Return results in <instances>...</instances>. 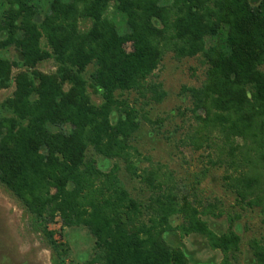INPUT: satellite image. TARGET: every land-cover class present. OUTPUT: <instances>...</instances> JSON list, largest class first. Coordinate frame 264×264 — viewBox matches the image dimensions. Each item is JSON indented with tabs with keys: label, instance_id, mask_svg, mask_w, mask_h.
<instances>
[{
	"label": "trees",
	"instance_id": "trees-1",
	"mask_svg": "<svg viewBox=\"0 0 264 264\" xmlns=\"http://www.w3.org/2000/svg\"><path fill=\"white\" fill-rule=\"evenodd\" d=\"M168 53L208 65L204 83L186 89L183 145L207 153L238 204L264 214V0H0V91L15 83L0 104V185L60 264L57 219L89 232L93 264H192L166 242L174 231L205 237L221 264H235L239 233L218 235L203 219L219 216L217 206L200 210L161 166L138 174L134 142L145 107L168 96L151 81ZM46 61L54 72L39 71ZM95 156L117 163L105 172ZM120 164L146 184L148 200L130 192ZM249 246L264 264V243Z\"/></svg>",
	"mask_w": 264,
	"mask_h": 264
},
{
	"label": "rangeland",
	"instance_id": "rangeland-1",
	"mask_svg": "<svg viewBox=\"0 0 264 264\" xmlns=\"http://www.w3.org/2000/svg\"><path fill=\"white\" fill-rule=\"evenodd\" d=\"M6 56L16 64L21 62L20 54L13 49ZM38 69L43 73L56 70L53 61L42 63ZM207 70L208 65L202 57L178 60L173 53L165 56L151 81L162 83L168 96L160 104L145 107L147 121L141 122V130L134 142L141 154L136 164L140 169L138 174L161 166L164 173L173 174L182 195H188L200 210L217 206L216 214L219 216L207 215L203 219L218 235L227 233L231 227L239 233L242 243L235 264H256L249 243L255 239L264 243V214L257 208L238 204L235 195L224 185V169L212 166L207 153L196 152L183 145L186 121L191 117L186 89L200 87L206 80ZM21 71L24 69L15 68L14 75ZM14 91L15 83L9 89L1 90L0 104ZM88 93L93 104H102L97 90L89 88ZM130 99L136 98L132 96ZM95 159L105 172L117 163L101 156H95ZM120 166L130 192L148 200L151 194L146 184L128 174L123 164ZM171 222L176 228L182 220L175 217ZM50 229L55 232V239L63 245V250H67L62 255L66 259L65 264H93L95 241L86 229L63 228L60 219ZM165 240L172 247L182 249L192 264H221L224 259L223 253L212 249L207 239L200 235L182 236L174 231L166 234ZM0 264H60L47 239L33 226L30 215L1 185Z\"/></svg>",
	"mask_w": 264,
	"mask_h": 264
}]
</instances>
